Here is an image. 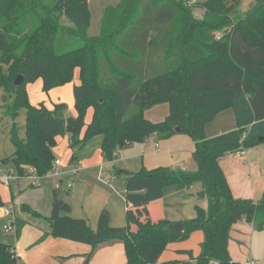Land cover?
<instances>
[{
  "label": "trees",
  "instance_id": "obj_1",
  "mask_svg": "<svg viewBox=\"0 0 264 264\" xmlns=\"http://www.w3.org/2000/svg\"><path fill=\"white\" fill-rule=\"evenodd\" d=\"M194 7L204 9L201 18L193 16ZM239 7L240 0H197L192 6L184 0H121L107 10L100 33L90 35L88 0H0V87L12 95L4 108L12 119L25 108V136L18 137L14 121V151L0 160L7 172L23 175L31 166L45 175L55 137L66 133L72 150L100 136L108 161L125 143L143 142L152 133L168 137L175 126L194 140L195 170L157 166L127 172V199L134 204L155 199L166 185L200 184L197 196L207 206H195L182 230H172L174 222L167 219L138 221L132 210L128 223L136 230L112 226L107 209L92 228L86 219L69 215L70 205L53 191L49 233L89 243L83 264L97 247L115 240L123 242L127 264H236L228 250L232 225L244 218L264 229V190L258 201L235 197L219 163L226 153L252 147L264 136V0H253L243 14ZM75 69L74 116L64 115L63 103L48 110L28 102L26 83L40 78L48 91L69 82ZM18 74L23 80L14 86ZM159 103L169 106L165 119L145 118L144 111ZM227 107L237 127L207 137L205 126ZM77 150L70 162L79 158ZM141 188H147L144 196ZM194 230L203 234L196 257L159 259L168 242L186 239ZM0 264H18L11 245L2 241Z\"/></svg>",
  "mask_w": 264,
  "mask_h": 264
},
{
  "label": "crops",
  "instance_id": "obj_2",
  "mask_svg": "<svg viewBox=\"0 0 264 264\" xmlns=\"http://www.w3.org/2000/svg\"><path fill=\"white\" fill-rule=\"evenodd\" d=\"M39 81L42 82V80L39 78L36 80L35 83H39ZM78 83L79 74L78 79L74 85ZM159 104L160 106L155 107H160L161 113L157 115L153 114L157 117H147V111L152 109V106L144 111L145 118L153 122L164 120L169 112V106L167 103ZM90 117L91 113L90 115L87 113L85 122L86 124L90 121ZM236 127L237 122L235 119L234 112L231 107H227L220 111L215 116V118L205 126V135L207 137H213L215 135L233 130ZM56 137L58 138V136ZM66 137V145L70 153V158L72 154V149L69 146V134ZM95 139L96 138H93L92 140ZM91 142L92 141H89L87 144ZM131 143L127 145L130 146ZM138 143L140 144V146L133 147L132 149L127 151L126 155H124L123 158H134L140 160L139 169L141 167L150 169L157 166H168L172 168H181L186 170L196 169V163L192 157V153L195 148L194 140L186 133H182L181 131H175L170 136L161 138L158 137L156 133H152L143 142ZM260 143L252 147L246 148L244 154H240L238 151L229 152L223 155L219 160L220 166L223 172L225 173L231 191L235 197L246 198L253 201H258L261 197V194L264 190V155L261 151L262 146H258L261 145ZM87 144H85L83 147H86ZM92 144L94 145L89 147L90 149L89 152H87V155L84 154L83 156L81 155V157H85L83 159L87 160L90 158L89 155L92 152H97V159L95 158L93 162H88L87 166L98 170L104 169L102 168V165L106 159L102 158L101 149L99 147L100 141H94ZM80 159L81 158L79 157L77 161ZM62 163L65 167V163L63 161ZM70 170L71 169L65 170L66 176L69 175L68 172ZM48 175L51 176L50 174L46 173L45 175L40 177L38 183L35 185H32L30 183V180L27 178H21L22 180H25L23 184H21V181H15L10 185H5L1 182L0 196L3 201V204L11 205L16 216V232L13 235V238L11 239V241L4 240L2 242L11 245V248L15 251L18 264H83L86 255L92 249V246L89 243L76 241L60 236H53L49 233V221L47 218L50 215L53 200V191L55 189H53L52 191L50 205L44 210L39 207L43 195V191L40 188L39 182L41 179L46 178ZM51 178L53 179L52 176ZM81 180L84 181V179ZM195 184L196 183H194L188 188H180L174 186L171 192L173 195H177L176 193H179L180 191H189V189H191ZM86 185L91 186L90 183H86ZM152 185L153 184H150L149 187H151ZM195 188L198 191L200 189L199 184ZM74 192V196H76L78 194V190H75ZM157 195L159 199L158 201L152 199L151 201L143 204L129 203L127 209L132 210L134 216L140 219L141 222H144L148 218V216L144 215V211L150 210V206L152 204L158 202V209H161V203H163L162 192L159 191ZM63 200L70 205L71 209L68 212L69 215L76 218H84L87 220V222L92 228L96 227L97 219L101 209H97L94 215H86V213L83 212L82 208L83 215L78 216L75 213V208L71 206V203L68 200ZM72 209L75 213L74 214L72 212L73 215L70 214ZM139 211H141V213H139ZM183 216H186V213L170 217L171 219L168 218L167 220L171 221L174 218L173 220L183 221V219L186 218H184ZM0 217L4 221V218L2 217V206L0 207ZM156 218L157 217H152L151 221L155 222ZM161 219H163L162 216ZM109 221H111L110 224L112 226L128 225L130 230L137 229L136 224H133L131 222L128 223L127 219L124 225L123 223H114L113 219L110 218V214ZM254 229L255 225L253 223L246 222V220L244 219L239 220L238 222L232 225L229 233L228 250L231 260L236 264L239 262H243L249 257L248 253L251 251V246L247 244L248 241H246V239L249 235L250 237L254 235ZM245 255H247V257ZM159 259L161 260V255ZM88 264H127V258L123 242L120 240H115L111 243L101 244L94 250L93 255L89 259Z\"/></svg>",
  "mask_w": 264,
  "mask_h": 264
},
{
  "label": "rangeland",
  "instance_id": "obj_3",
  "mask_svg": "<svg viewBox=\"0 0 264 264\" xmlns=\"http://www.w3.org/2000/svg\"><path fill=\"white\" fill-rule=\"evenodd\" d=\"M88 1L89 9L91 12V24L88 32L90 35H98L102 29L104 17L107 14V10L110 8L118 7L121 0ZM252 1L253 0H240L239 8L240 10H242V14L245 10L249 9ZM200 2H203V0H200ZM239 12L240 11L238 10V13ZM192 13L193 16L201 18L204 15V9L194 7ZM214 34L218 35L219 31H214ZM78 74V70L75 69L73 76L69 82H66L59 86H54L48 91L42 90L41 81H39V83H35V80L34 82L26 83L25 89L27 92L28 102L32 105L42 103L48 110H52L55 103H63L65 105V111L69 115L74 116L76 114V111L73 107L74 96L72 93V86L77 81ZM11 101L12 95L6 94L0 87V160L10 155L14 151V145L10 140V130L14 121L17 126L18 137L23 138L25 136V108L21 106L15 118L12 119V117L5 112L4 108V105L6 103H10ZM155 106H160V104H155L153 105V107L151 106L152 109L147 111V117H157L153 114L157 115L161 113V108ZM65 111L64 115L67 116L68 114ZM92 112L93 107H88L87 113L89 115L91 113L92 116ZM86 117L87 114L85 116V122ZM67 135L68 134L66 133L64 135L58 136V138H55V145L52 147V152L54 158H60L65 163L64 170L76 167V173L72 177L73 186L68 190L65 188L58 189L57 196L59 198L68 200L71 203V206L75 208V213L78 216L83 215V212H85L86 215H94L97 209H107L109 211L110 218L113 219L114 223H123L124 225L126 219L128 222L127 212L128 210H130L127 209V206H129L130 203L127 199V172L138 170L140 167V160L134 158H123V156L126 155V152L133 147H139L140 144L138 142H129L131 143V145L129 146L127 145L129 143H125L123 145L124 147L122 146L115 151L114 159L112 161L104 159L105 162L102 165V168L104 169L98 170L87 166L88 162H93L95 158L97 159V152H92L89 155L90 158L87 160H84L83 158L85 157H81V155H87V152H89L90 149L89 147L94 145L92 144L94 141L99 142L100 136H96L95 140H91L92 142L87 144V146L83 147L82 149L77 150V148H74L73 150L75 152L76 150L78 151V154H80L79 157L81 159L76 162H70L69 160H65L70 159V153L66 145ZM260 144L261 145L258 146H262L261 151L264 155V140L261 141ZM102 158H104L103 155ZM6 170L7 168L5 164L0 161V176L7 175ZM22 179H19V182L21 181V184L25 182V180ZM81 179H84V181H82ZM13 182H15L14 179H11V183ZM39 183L40 188L43 191L42 201L39 207L44 210L50 205L52 191L55 188L53 185V179L49 175L46 178L41 179ZM86 183H90L91 186H87ZM198 184L199 183H196L191 189H189V191H180L179 193H176L177 195H173L171 192V190L174 188V185L164 186L161 190L163 202L161 203V209H158V202L152 204L150 206V210L144 211V215L148 216L144 223L151 221L152 217H157L155 220L159 221L161 219V216L163 219H171L170 217L182 215V213H186V216H183L184 218L193 217L195 215V205L202 207L207 206V200L205 198H199L197 196V189L195 187H197ZM141 189L142 190L139 193L141 196H144L147 193V188ZM75 190H78V194L76 196H74ZM153 200L158 201L159 199L158 197H156ZM6 206H8V204L2 205V207ZM72 212L73 209L70 212V214L73 215L74 212ZM173 219L171 220L172 222H178V220ZM138 221H140V219H138ZM3 222V219L0 217V241H11V239L13 238V234H6L3 231ZM254 230V235H252L251 237L249 235L246 239V241H248L247 244L251 246V251L248 253L249 257L247 259L255 260L256 264H264V229H258L255 227ZM201 235L202 233L200 230H194L188 235L186 239L168 242L161 253V260L167 262H175L176 260L180 259L189 260L190 257H196L199 254L200 242L203 238V235ZM245 256L247 257V255ZM244 261L237 264H244ZM210 264L217 263L215 261H212V263Z\"/></svg>",
  "mask_w": 264,
  "mask_h": 264
},
{
  "label": "built area",
  "instance_id": "obj_4",
  "mask_svg": "<svg viewBox=\"0 0 264 264\" xmlns=\"http://www.w3.org/2000/svg\"><path fill=\"white\" fill-rule=\"evenodd\" d=\"M197 2V0H184V4L187 6H192ZM245 149L244 147H241L240 149H238L237 151L240 154H244L245 153ZM48 174H50L53 177V185L55 189H70L72 187V176L76 173V167H73L67 175H66V171L64 170V165L61 161L60 158H54L52 165L49 169V171L47 172ZM40 177L42 176H38L35 172V169L31 166H26L25 167V171L23 175H17L14 174L12 172V170L7 172V175H1L0 176V182L4 183L5 185H10L11 184V179H14V181L19 182V179L21 178H27L30 180V183L32 185H35L38 183ZM2 217L4 218V222H3V231L6 234H15V228H16V216L15 213L13 211V208L11 205H8L6 207H2ZM244 219V218H243ZM245 220V219H244ZM12 252L15 255V251L12 249ZM16 256V255H15ZM244 264H256L255 260H245Z\"/></svg>",
  "mask_w": 264,
  "mask_h": 264
},
{
  "label": "water",
  "instance_id": "obj_5",
  "mask_svg": "<svg viewBox=\"0 0 264 264\" xmlns=\"http://www.w3.org/2000/svg\"><path fill=\"white\" fill-rule=\"evenodd\" d=\"M23 80V76L21 74H18L16 76V78L13 81V85L14 86H19L22 83ZM175 131H179L180 127L179 126H175L174 127ZM264 139V136H260L259 140L262 141ZM170 228L172 230H182L183 229V221H178V222H174L173 224L170 225Z\"/></svg>",
  "mask_w": 264,
  "mask_h": 264
}]
</instances>
